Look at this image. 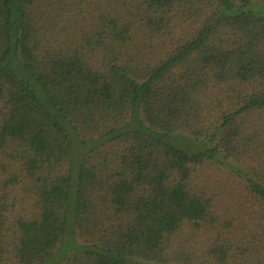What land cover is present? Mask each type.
<instances>
[{
	"label": "trees",
	"instance_id": "obj_1",
	"mask_svg": "<svg viewBox=\"0 0 264 264\" xmlns=\"http://www.w3.org/2000/svg\"><path fill=\"white\" fill-rule=\"evenodd\" d=\"M138 260L264 264V0H0V264Z\"/></svg>",
	"mask_w": 264,
	"mask_h": 264
},
{
	"label": "rangeland",
	"instance_id": "obj_2",
	"mask_svg": "<svg viewBox=\"0 0 264 264\" xmlns=\"http://www.w3.org/2000/svg\"><path fill=\"white\" fill-rule=\"evenodd\" d=\"M198 181L202 182L205 185L206 182L211 181L207 184L208 188H203L206 192L210 193L211 196L214 197V203L216 210L221 212L223 217H227L228 215L233 213V205L232 200L233 196L231 195L232 186L237 181V177L234 174L228 172V170L222 169H204L202 173L198 176ZM17 195L21 198L20 201V212L24 215H31L36 210L35 204V195L32 192V185L30 186L28 183L21 185ZM225 220H227L225 218ZM88 235V233H87ZM87 235L84 237L83 235L79 236L77 239L79 243H85ZM90 236L88 235V238ZM210 233L207 230H192L189 227H183L181 231L178 232L172 239L174 242V246L176 249H183L188 255H191L192 261L204 262L206 257V249L209 244ZM70 242V238L67 240ZM70 245H66L65 251H70ZM69 264V263H64ZM137 264H152L149 262L138 260ZM176 264V263H170Z\"/></svg>",
	"mask_w": 264,
	"mask_h": 264
}]
</instances>
